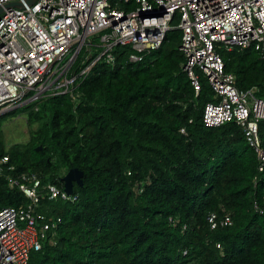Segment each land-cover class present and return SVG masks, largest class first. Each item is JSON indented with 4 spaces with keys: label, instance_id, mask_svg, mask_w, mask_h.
<instances>
[{
    "label": "trees",
    "instance_id": "16d2710c",
    "mask_svg": "<svg viewBox=\"0 0 264 264\" xmlns=\"http://www.w3.org/2000/svg\"><path fill=\"white\" fill-rule=\"evenodd\" d=\"M181 34L169 32L141 62L115 47V65L102 57L78 82L77 99L50 94L16 108L28 113L26 143L7 147L0 129V158L9 156L14 176L36 172L61 185L71 168L84 172L79 200L52 207L62 218L56 244L32 251L30 264H264V214L253 206L264 203V170L241 127L204 124L212 90L202 78L195 96ZM222 53L237 86L264 98L260 53ZM260 135L264 146V120ZM28 202L0 175V209ZM211 212L233 224L211 230Z\"/></svg>",
    "mask_w": 264,
    "mask_h": 264
},
{
    "label": "built area",
    "instance_id": "2783aa9c",
    "mask_svg": "<svg viewBox=\"0 0 264 264\" xmlns=\"http://www.w3.org/2000/svg\"><path fill=\"white\" fill-rule=\"evenodd\" d=\"M11 2L23 7L6 8ZM0 6V114L50 94L70 92L77 99L78 82L102 57L115 65V47H129V61L141 62L161 47L169 32L180 30L183 69L195 96L202 92V78L212 90V100L203 106L204 124L241 127L259 170H264V98L257 96L256 86H237L222 53L253 49L264 58V0H0ZM95 35L99 38L91 40ZM9 162V156L0 158V175L29 202L0 209V264H30L32 251L56 244L62 222L61 216L50 214L51 206L41 210L48 204L43 200L77 202L79 194L75 189L69 194L62 180L61 185L43 182L36 172L14 176ZM253 206L264 214V203L255 200ZM207 220L211 230L233 224L229 214L220 218L211 212Z\"/></svg>",
    "mask_w": 264,
    "mask_h": 264
},
{
    "label": "rangeland",
    "instance_id": "374dc122",
    "mask_svg": "<svg viewBox=\"0 0 264 264\" xmlns=\"http://www.w3.org/2000/svg\"><path fill=\"white\" fill-rule=\"evenodd\" d=\"M98 38L99 35L90 37L91 40H95ZM37 126L38 124H34L33 128H37ZM0 129L3 130L4 132L5 144L7 147L15 143H26L30 139V126L28 124V113L25 110L17 111L16 109H12L11 111L1 113ZM56 200H53V202L50 205L49 203L43 205V209L41 210L45 211V208H47L48 206L60 207V205H58V203L55 202Z\"/></svg>",
    "mask_w": 264,
    "mask_h": 264
},
{
    "label": "water",
    "instance_id": "95a60500",
    "mask_svg": "<svg viewBox=\"0 0 264 264\" xmlns=\"http://www.w3.org/2000/svg\"><path fill=\"white\" fill-rule=\"evenodd\" d=\"M36 0H27L29 4L34 3ZM6 8L12 7H23L21 2H11L5 5ZM4 11V7L0 6V14ZM42 146H39L37 150H41ZM83 176L84 172L78 168H71L62 178L61 180L64 182L65 189L69 194H72L74 190L75 184L80 187L83 186Z\"/></svg>",
    "mask_w": 264,
    "mask_h": 264
}]
</instances>
